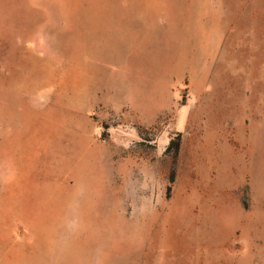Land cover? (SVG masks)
Here are the masks:
<instances>
[{
	"label": "rangeland",
	"instance_id": "obj_1",
	"mask_svg": "<svg viewBox=\"0 0 264 264\" xmlns=\"http://www.w3.org/2000/svg\"><path fill=\"white\" fill-rule=\"evenodd\" d=\"M0 264H264V0H0Z\"/></svg>",
	"mask_w": 264,
	"mask_h": 264
},
{
	"label": "trees",
	"instance_id": "obj_2",
	"mask_svg": "<svg viewBox=\"0 0 264 264\" xmlns=\"http://www.w3.org/2000/svg\"><path fill=\"white\" fill-rule=\"evenodd\" d=\"M179 147H180V141L179 139L177 140H171L168 144V147L166 149V153L167 152H171L173 158H176L177 157V154H178V151H179ZM170 182H173V179H170Z\"/></svg>",
	"mask_w": 264,
	"mask_h": 264
}]
</instances>
